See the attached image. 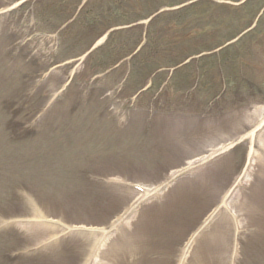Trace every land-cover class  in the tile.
<instances>
[{"label":"rangeland","instance_id":"374dc122","mask_svg":"<svg viewBox=\"0 0 264 264\" xmlns=\"http://www.w3.org/2000/svg\"><path fill=\"white\" fill-rule=\"evenodd\" d=\"M22 1L0 0V264H264V0Z\"/></svg>","mask_w":264,"mask_h":264}]
</instances>
